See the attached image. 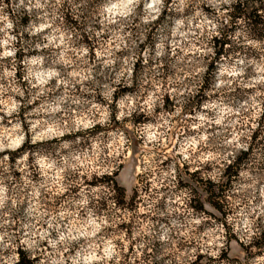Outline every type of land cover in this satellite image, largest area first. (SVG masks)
Instances as JSON below:
<instances>
[{
    "label": "clouds",
    "instance_id": "1",
    "mask_svg": "<svg viewBox=\"0 0 264 264\" xmlns=\"http://www.w3.org/2000/svg\"><path fill=\"white\" fill-rule=\"evenodd\" d=\"M262 117L252 0H0V264H264Z\"/></svg>",
    "mask_w": 264,
    "mask_h": 264
},
{
    "label": "trees",
    "instance_id": "2",
    "mask_svg": "<svg viewBox=\"0 0 264 264\" xmlns=\"http://www.w3.org/2000/svg\"><path fill=\"white\" fill-rule=\"evenodd\" d=\"M252 2L254 5H259L261 8H264V0H252ZM249 11L252 13L251 19L256 20L257 17L254 14V8L250 9ZM262 235H264V234H262ZM262 235H261V240L263 239Z\"/></svg>",
    "mask_w": 264,
    "mask_h": 264
},
{
    "label": "rangeland",
    "instance_id": "3",
    "mask_svg": "<svg viewBox=\"0 0 264 264\" xmlns=\"http://www.w3.org/2000/svg\"><path fill=\"white\" fill-rule=\"evenodd\" d=\"M186 111H187V109H186ZM262 120H264V117H262ZM254 139H255V137H254ZM262 236H263V239L261 240V242H264V235H262ZM241 248H242V251H245V252L247 251L246 249H243V246H241Z\"/></svg>",
    "mask_w": 264,
    "mask_h": 264
}]
</instances>
